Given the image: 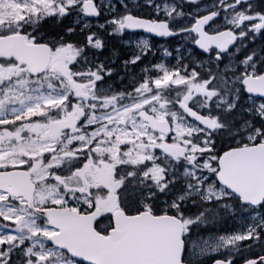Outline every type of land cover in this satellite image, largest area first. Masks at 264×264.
<instances>
[{
    "label": "snow or ice",
    "instance_id": "6c2138e0",
    "mask_svg": "<svg viewBox=\"0 0 264 264\" xmlns=\"http://www.w3.org/2000/svg\"><path fill=\"white\" fill-rule=\"evenodd\" d=\"M0 264H264V0H0Z\"/></svg>",
    "mask_w": 264,
    "mask_h": 264
}]
</instances>
